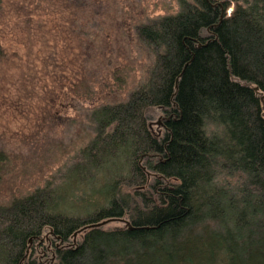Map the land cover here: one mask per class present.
<instances>
[{"label": "trees", "instance_id": "16d2710c", "mask_svg": "<svg viewBox=\"0 0 264 264\" xmlns=\"http://www.w3.org/2000/svg\"><path fill=\"white\" fill-rule=\"evenodd\" d=\"M4 1L16 3L0 0V11ZM34 1L38 12L55 3ZM179 5L135 29L153 58L146 83L88 115L95 137L76 166L122 159L95 208L70 214L49 185L12 199L0 207V264H264V0ZM42 57L30 82L52 84L31 93L24 64L9 65L0 52V98L26 109L37 100L42 119L58 121L75 90L56 84L47 69L56 59ZM112 220L125 225L92 227Z\"/></svg>", "mask_w": 264, "mask_h": 264}, {"label": "rangeland", "instance_id": "374dc122", "mask_svg": "<svg viewBox=\"0 0 264 264\" xmlns=\"http://www.w3.org/2000/svg\"><path fill=\"white\" fill-rule=\"evenodd\" d=\"M54 1L52 7L44 6L41 14L39 9L34 11V0H15L14 4L4 1L0 11V25L10 34L5 37L8 42L0 39V52L9 65L16 60L24 64L21 74L30 80L22 87L33 93L34 86L52 84L48 77L30 82L44 64L42 56L47 55L56 59H49L48 74L52 77L54 70L56 84L73 83L75 90L62 99L66 105L56 115L58 121L42 119L37 100L26 109L13 101L3 104L0 98V207L49 185L62 200L59 208L78 215L95 208L98 193L122 163L118 157L103 166L85 163V170L76 166L95 137L88 115L99 107L125 101L146 83L153 58L139 43L135 29L177 13L181 0H76L74 9L73 1ZM65 3L70 6L69 12L62 9ZM12 40L22 46L16 50L17 59ZM40 48H46L45 52ZM160 118L157 115L149 121L154 134L161 127ZM74 185L76 190L72 189ZM124 225L123 220H112L102 228L114 230Z\"/></svg>", "mask_w": 264, "mask_h": 264}, {"label": "water", "instance_id": "95a60500", "mask_svg": "<svg viewBox=\"0 0 264 264\" xmlns=\"http://www.w3.org/2000/svg\"><path fill=\"white\" fill-rule=\"evenodd\" d=\"M108 222H110V221L103 222V223H101V224H97V225H94V226H92V227H94V228H98V227L104 226V225L107 224Z\"/></svg>", "mask_w": 264, "mask_h": 264}, {"label": "bare ground", "instance_id": "6f19581e", "mask_svg": "<svg viewBox=\"0 0 264 264\" xmlns=\"http://www.w3.org/2000/svg\"><path fill=\"white\" fill-rule=\"evenodd\" d=\"M101 224V223H100ZM102 227V226H101Z\"/></svg>", "mask_w": 264, "mask_h": 264}]
</instances>
